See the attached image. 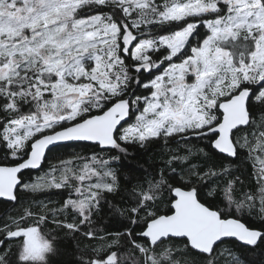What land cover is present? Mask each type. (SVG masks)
Returning a JSON list of instances; mask_svg holds the SVG:
<instances>
[{
  "label": "snow or ice",
  "instance_id": "obj_1",
  "mask_svg": "<svg viewBox=\"0 0 264 264\" xmlns=\"http://www.w3.org/2000/svg\"><path fill=\"white\" fill-rule=\"evenodd\" d=\"M154 142L169 158L122 188L118 154ZM22 193L0 264H58L47 225L71 264H242L222 246L264 245V0H0V201Z\"/></svg>",
  "mask_w": 264,
  "mask_h": 264
},
{
  "label": "trees",
  "instance_id": "obj_2",
  "mask_svg": "<svg viewBox=\"0 0 264 264\" xmlns=\"http://www.w3.org/2000/svg\"><path fill=\"white\" fill-rule=\"evenodd\" d=\"M141 91H143L141 89ZM86 143V142H82ZM69 151H75L81 156H90V147H79L75 149H69ZM169 149L163 147V143H148L144 147L140 145L130 146L127 154H118L120 159L113 165L116 168L118 174L120 175L122 181L121 187H133L135 184L141 182L142 179L150 178L153 172H159L163 162L167 160ZM48 170V165H45V171ZM42 174V173H41ZM35 173H33L32 179H35ZM28 179V176H25ZM130 182V183H128ZM254 182L252 177H249L245 183ZM117 204H122L121 196L119 194H114L110 197ZM42 199L40 195H34L31 193H22L21 203L13 208L10 204H6L0 201V215L7 211L10 215L15 216L16 213L24 206L31 204L34 200L39 201ZM52 203L49 207H58L59 201L62 199L61 196L56 195L52 198ZM211 199V197H209ZM163 209V205L161 206ZM237 215H240L237 213ZM103 217L102 224L110 226V231L115 232L117 230H122L119 223L112 220L111 216L101 213ZM249 222L258 223V217L251 215L248 217ZM45 234L55 235L58 240L62 241L60 244L61 255L54 257L58 264H71V261L75 259L74 248L68 242L66 236L63 232L54 231L52 225H47L43 229ZM223 249H231L235 255H238L242 261V264H264V245L259 247H241L240 243L235 240H229L225 245L222 246ZM221 264H230L231 257L225 253L221 256Z\"/></svg>",
  "mask_w": 264,
  "mask_h": 264
},
{
  "label": "water",
  "instance_id": "obj_3",
  "mask_svg": "<svg viewBox=\"0 0 264 264\" xmlns=\"http://www.w3.org/2000/svg\"><path fill=\"white\" fill-rule=\"evenodd\" d=\"M87 143V142H86ZM229 240H232V239H229ZM238 243H241V242H239V241H237Z\"/></svg>",
  "mask_w": 264,
  "mask_h": 264
}]
</instances>
